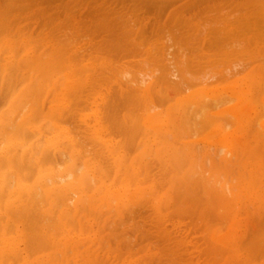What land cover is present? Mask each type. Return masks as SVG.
Listing matches in <instances>:
<instances>
[{
	"label": "bare ground",
	"instance_id": "1",
	"mask_svg": "<svg viewBox=\"0 0 264 264\" xmlns=\"http://www.w3.org/2000/svg\"><path fill=\"white\" fill-rule=\"evenodd\" d=\"M25 1L26 0H24V2ZM85 1L87 2V0ZM95 1L96 0H93V3ZM22 2L23 0L21 1V3ZM58 3L59 2H57V4ZM80 3H83V2H80ZM248 3L250 6L253 5L250 2ZM14 4L15 3H13V5ZM32 4H35V3H32ZM57 4H55L54 6H56ZM242 4L243 3H241V5ZM11 5L10 6L3 5L4 6L3 9H0L2 14H4L5 16L1 14L0 15L3 16L6 21V23H4V19L0 16L3 20L2 22L0 21L1 22L0 23V264H149L150 257L153 260L154 256L156 258V259L154 258L155 262L154 261H151V262H154L155 264H161L164 262V264H166L169 257L166 255V252L164 249L169 250L170 246L173 247L174 245H175L173 247L174 250H172V252L175 250L176 251L173 252L174 254L172 253L171 256H175V253L177 252L176 255L179 254L178 256H181L182 258V254H183V258H184L186 254L183 252L182 247H186V248L188 247L189 249L190 247H192L190 243L188 245H191V246L185 245L186 241L188 242V240H185V239H187L186 237H188L191 233L194 234L193 231L191 232V230L193 229L191 228L189 231L190 233L187 232L188 234L187 233L186 234L188 236H186V234H184L182 230V229H185L184 228L185 224L183 225L180 222L183 225V227L180 226L182 227L181 229H175L177 225L179 226V224H176L173 226L172 224L169 225V223L171 222V218L174 217L173 220H175L176 217L174 215L176 214H177L176 216H178L177 218H179L183 222L186 217L185 212L189 208H190V211L194 210L192 211V213L195 216L194 212L198 211L197 209L201 207L202 205L199 206L200 204L199 202H198L199 204L197 203L198 205L196 204L194 195H193L194 196L193 201H191L190 200L191 198L189 199L188 197L190 196L189 193H188L189 195L184 194V195H188L187 197H185L183 194L179 192L181 195L180 197V195H175L176 192L174 193V189H173L174 194H172L170 197L175 195L176 197L175 199L177 201H174V204L172 203L173 205L172 209L173 208L174 209L171 210V202L173 200L169 199L168 194L170 195V193H167L165 191V189L169 187L170 185L169 176L175 175L177 173H178L177 175L179 176L180 175L179 172H182L184 169L189 168L188 163L191 160H193L195 156L197 157V163H199L198 155L200 156V158H202L204 155L207 154V152L212 151L213 154L211 152L209 157L207 156L206 161H204V165L208 163V165H206V167L208 168L209 162L211 161L213 162V160H216L218 161V166L215 164L214 166H217L220 169V171L223 170L225 173L222 172L223 175L218 176V173H220L219 170L218 172H215V171L213 172V170H217L216 169L217 167H215L214 169V167L212 166L213 167L212 169L210 166L212 170L209 171L208 169L205 174L203 173L204 174L203 175L202 173H199V170L197 169L199 166L197 167L196 165L195 167L198 171H196L195 167H194L195 169L194 171L198 173H195V172L193 173L198 174V176L199 174L203 176L206 175L204 177L205 179V178H209L207 174V172H209V174L212 177L210 178L211 180L210 179L209 180L213 182V184H214L213 180L215 179L217 180L216 184L214 185L220 184L218 182V179H220V177H222V180L220 179L221 184H222L225 181V180L223 181V177L227 178V175H230L228 173L230 170H232L233 168L235 169L239 168V170L241 169V165L243 162H240V161L242 160L238 161L239 163H241L239 167L237 166L239 163L237 164V162H235V160L237 161V158L235 159L236 154L240 156L239 154L241 151L238 152L239 151L238 149H240L239 147H242L241 149L243 150L245 146L249 145L248 143H252L253 145L254 144L253 142L255 143L257 142L258 146L256 147L253 146L252 148H250L251 151L253 152L252 149H254V147H255V151H256V148L262 150L261 147H263V150H264V119H262L264 118L263 117L264 113L261 116L259 114L261 111L263 112V109L261 110V108H264V95L260 93L258 94V92L261 91L262 89V86L261 87L258 86V83H259L258 81L263 79L262 75L264 73L258 76L256 75L253 76L254 74L251 75V73H254L256 71H252L243 77V78H246L244 79V83H245L244 85L246 87L249 86V88L251 89L248 94L246 93L247 90L245 93L243 92V88L240 82L241 79L240 80L235 79L229 82V79L233 78L234 75L238 76V74L242 73V71L240 72L238 71V73L236 74L237 70L234 67L236 66L237 62L240 61L241 59L238 60L237 62H234V64L236 63L234 66H233V63L232 65L231 63L230 65L228 64V66L234 67V68L232 67L233 72L231 69H228L229 67L225 64V66H227V70H229V74L233 73L232 74L233 76L229 75L228 71H226L224 72L223 75L218 73L220 78H217V80H215L214 74L216 71H213L214 74L212 75V77L209 76L210 74L207 73L208 79H206L204 75L201 76L203 79L201 77L197 78V79H200L198 80L199 82L197 81L196 78H194L196 79L197 83L195 80H192L193 79L192 77H191L192 79H189L190 78L189 76H187L186 78L184 77L188 81L191 80L190 83H188L187 80L185 81L179 78L181 74L177 77L176 75L177 72L174 73L173 72L174 68L170 69V66H168L169 64L166 63L165 69L162 68L164 64H161L162 66L159 64V63H162V61L165 62L164 59L165 60L170 59L168 55H171V54L170 53L168 54L167 50L169 48L166 47L167 50L165 51L163 50L162 53L164 54V52H166L168 54V55L166 54V57L168 56V58L165 57L164 59H161L162 61H160L159 56H155L156 58L153 59L152 57H154L155 54H152L153 56L151 55V57H150V54H146L153 60V62L151 60L149 61V63H151L152 65L153 63H155V65H153L155 67L157 65L156 68H158L157 70L158 73L163 72V70L166 71V66L169 67L167 68V69H170V71L167 70V72L169 71L168 74L164 75L165 74V71H164L163 75L161 74L159 76V74H156L157 73L156 71L148 73L150 69L148 70V72H145L146 69L143 70L145 68L143 65L144 63L142 64L143 69H141L142 65L140 67L138 66V63L136 64V62H133L137 59L139 55L141 56L140 58H143L142 55L139 54V53H142L140 52V50H142L140 46L142 45L136 46V45H139L140 43L139 44L135 43V39L133 38L134 35L130 36V34H134V32L132 31V28H131L132 33L130 34L128 33L130 32V27L127 24L126 25L129 27V31L128 29L125 31L127 34H129L127 38L122 37L126 33L119 37L114 36V35L111 36L110 35L111 33L109 34L108 33L109 31H107L109 28H113L110 25L108 26L109 22L103 23V21L101 22L92 21V23H89L87 25L88 28L87 27L83 28L79 24V21L76 19L73 20L72 22H69L70 19H68L67 20L69 22L67 23L68 25L62 24V27L60 25L61 30L64 29L65 31L67 30L69 31V33L67 34L63 33L64 32L63 30L60 31L59 29L60 27L58 26V24H57L58 29H55V30H49V28H51L49 25H46V26H49V28L45 29V26L43 25V28L40 26L39 29L34 31V30H31L32 28L31 27L32 25H31L28 28L29 31H27L28 29L26 30L25 27H28L27 25L32 24L31 20L35 17H33L30 20V23H29V18H28V20L24 21V22L28 21V24H26V26L25 25L21 26L24 23L23 19L25 18H23L21 15L20 17H22L23 19L22 18L20 19V17H18L19 8L16 7L15 5L14 7H12L13 5L12 6ZM103 5L105 7L108 6L106 3ZM247 5L248 4L244 6V9H242L243 5L242 7H239V8H241V11H243L244 13L248 12L247 13L248 15L245 13L246 16H244L241 13L243 15L241 16L244 18L237 22L234 21L237 24L233 26L235 28L238 27L239 32L243 31L242 34H244V32H245V35L247 34L249 35V33L250 34L252 33V36H254V39L259 38L260 41H263L264 40V6L263 5L261 6L253 5L254 6L253 8H255L253 9L254 10L253 11V10H250L249 9L250 6L247 7ZM139 6H138V9H139ZM109 7H112V5L110 6L109 4ZM40 9H44V7ZM65 9L63 11H66ZM35 10L37 12V9ZM93 10L95 11L96 9L93 8ZM16 12H18L17 15H16ZM46 12L48 13V10ZM40 13L38 12V14ZM215 13H218V12H215ZM219 13H221V11ZM47 15H49V13ZM47 15H45V18L47 17ZM112 16L115 17V15L113 14ZM119 16H120V12L118 14V17ZM126 16L128 17V15ZM52 17L54 18V16ZM240 17L239 18L234 17V19L238 18L239 20ZM59 18L60 17H58V19ZM125 18L123 19L125 20ZM58 19L54 18L53 21L57 20V22L56 21L55 22L58 23ZM61 19L59 21H61ZM63 19H65V17ZM216 19L217 17L214 18V20ZM218 19H217V22H218ZM222 19L226 20L225 17ZM47 20L48 19H46L45 21ZM49 20H51L50 17H49ZM221 20H219V22ZM111 21L113 20L111 19ZM129 21H131V19ZM211 21L213 22V20ZM44 22L42 24H45ZM47 22L48 23L50 22V25H52L51 21H47ZM227 22H230V21L227 20ZM54 23H53V26H54ZM223 23H224V20H223ZM213 24H210V26H214L216 24V21H215V24L214 25ZM218 24L219 23H217L216 25ZM126 25H124L125 28H126ZM216 25L215 27H217ZM223 25L221 24V26ZM10 26H12V28ZM133 26L135 27V25ZM155 26L158 27V25L156 24ZM215 27L214 28L212 27L213 30L215 29ZM228 27L229 26H227L226 28ZM222 28L220 29V31L221 32L222 30L225 31L226 28L224 29ZM230 28H232V26L229 27L228 29L230 30ZM234 30H237V29H234ZM6 31H9L7 33L8 35L3 33V32L6 33ZM83 31H91L92 35L95 38H98L96 37V35L101 36L103 33H105L106 37L108 36L109 39L108 40L102 39V41L99 43L97 41V45L99 46L101 44L109 48H114V50L117 51L116 54L118 53L117 55H119L118 57H120L119 60L120 61L122 60V63L119 62L118 65L117 63H115V65L114 64L112 65L110 63L106 64L107 62H110L107 60L106 63H104L105 62L104 61V62H101L100 64L99 59L95 60L91 58V56L93 55L91 54V52H90L91 56L90 54H88L87 56V54L85 53L87 52L86 50L91 44L88 45V47L85 48L86 49L85 50L84 47L79 45L80 41H78L79 43H75V39L77 37L81 38V36L84 35ZM110 31L112 32V30ZM203 31L204 30H202V33ZM119 32L123 33L121 30ZM212 32H215V31H212ZM2 33L5 36H3ZM198 33L196 35H200ZM209 33L211 32H208L207 34ZM223 34L224 33H222L221 35ZM84 36L82 39H84ZM192 36H190V38ZM230 36H231V33L228 37L226 36L227 39L230 38ZM193 39L195 41L194 37ZM259 39H257V41ZM87 40H88V35H87ZM215 41L216 40H214V43ZM228 41L226 43H228ZM243 41L245 42L244 39ZM60 43H64V44L60 45ZM198 44L199 43H197L196 46H198ZM258 44L264 45V43L262 42H258ZM86 45L87 43H85V46ZM253 45L255 46V42ZM146 46L147 45H145V47ZM181 47L183 49L185 48L183 46ZM247 47H250V46L247 45ZM193 50L195 49H192V51ZM246 50L247 49H245V51ZM205 51L204 52L201 51V52L207 53ZM241 53H238V54L241 55ZM245 54L249 55V53H245ZM156 55L158 54L156 53ZM193 55L195 56V54ZM162 56L164 57V55ZM183 56L184 55L182 54V56L180 57L184 59ZM255 56L259 57L257 54ZM255 56L253 53L254 60H253V57L251 56L252 58V60L250 59L251 65L252 64L255 65V63L260 62V59L257 62L258 58L255 59ZM129 57L136 58L134 60L131 59L134 66L136 65L135 68L133 64L129 65L131 63L130 60H129L130 63L126 62L129 59ZM248 57H250V55ZM104 58L105 57L102 54V59ZM108 58L112 59L111 57H108ZM155 59L156 61H154ZM182 59L179 58V60H182ZM139 60H136V61H139ZM141 60H144V59H141ZM148 60L150 59L147 58V61ZM157 60L159 62H157ZM173 61L171 63L172 65H173ZM253 61L254 63H252ZM98 63L100 65H98ZM123 63H125V65ZM121 64H123L125 67H126V64H128L129 67L132 66L136 70L135 72L133 71L130 74L128 70L129 68H126L125 70V67ZM179 64L178 62L176 63V65L178 66ZM147 65L145 64L146 67ZM159 65H160V68H159ZM189 65L191 64L186 63V66L183 65V67L184 66L190 67ZM254 65H252V67L254 68L253 70H255V66H257L256 69H260L259 64H258L259 66L257 64L255 66ZM121 66H123L124 68L122 67L123 69L122 68L119 69V67ZM243 66L244 65L239 66L237 68L240 69V67H243ZM138 67H140V69ZM155 67H153V69ZM223 68L225 67L223 66ZM261 68H264V67L261 66ZM185 69L187 73L185 74L186 71L184 69L183 71L186 76L188 72L190 73L191 70L190 68H185ZM220 70L223 71L222 68ZM234 70H236L235 73H234ZM183 71H178V72L182 73ZM210 71L212 72V70ZM222 71L221 73H223ZM129 74L130 76H132V74H135V75L134 77L132 76L133 78L131 79ZM216 74H215V77H219L218 75L216 76ZM193 77H197V75ZM213 80H215V82ZM111 82L113 85H111ZM262 83L263 82H260L259 84L261 85ZM109 84H110V88H109ZM160 85L162 86L164 85L162 87L163 90H165L164 89L165 86L168 87V89H166L168 91H172L170 87H174V86H176L175 89L177 91V88L180 85L182 87L180 86V88H178L179 92L181 90L184 93H186L189 91V89H192V90L190 94L185 95V97H183L182 99H179V101H176L175 105H170L169 107L164 108L161 106H166V104L170 102V100L168 102H164L163 99L167 97L165 96L166 93L163 94L165 98L162 97L163 95L161 94L163 92L161 91L163 90L160 89L161 88ZM256 85H257V88L255 87ZM156 87L158 91L159 90L161 91L160 92L156 91L155 90ZM153 89H154V92L155 91L157 92V95H160V97L157 96V99H158L157 101L159 102L158 105L160 107H158V105H155L153 101L150 100V95L152 96ZM255 90H259V91L256 92ZM172 92H175V91H172ZM183 92L182 94H184ZM104 94L105 95L107 94L109 97L107 99V96H106V99H107L106 101H103L105 97ZM102 98L103 100L101 101ZM160 98L162 99L163 105H161L160 103ZM107 101L108 103H106ZM165 101H167V99ZM103 107L106 110L105 112H104ZM258 109H260V111ZM252 115L254 116V118L252 117ZM246 117L248 119V122L246 123L248 125L247 129H249L250 124H251V126L253 127L251 128L252 133H249L251 129L248 130L249 132L248 131L245 132L246 129L244 125H245ZM250 118L251 119L253 118L252 120L254 119L258 120L259 123L258 121L254 120L255 123H253L254 125H252V123L250 122L252 120ZM191 120L192 121L194 120V122H197L199 120V122H197L196 127L200 125V129L202 128L201 124L202 126H206L204 130L203 128L201 129V131L203 132H205V130L207 129L206 133L203 136L204 138L203 140H204V143L206 141V145L189 144L187 141L182 142L181 139H179V137L175 135L178 122L181 123V126L179 124L178 127L180 128H177V129L179 130L184 129L186 127L185 125L187 124L188 126L186 128H188L189 126L190 128L189 129L185 128L184 131L194 130V132H196L197 134V131L199 130V128L196 129L194 126L196 124L192 122ZM198 123L200 124L198 125ZM256 124H259L260 130L257 128H254ZM183 125L184 127L181 128ZM192 126L194 127L191 128ZM256 129L258 132H256ZM201 131L199 130L198 132H201ZM190 134H193V136H196L194 135L195 133H193V131L190 132ZM181 137L183 138V136ZM198 139L201 140L200 138ZM242 141H244L243 142L244 145ZM248 147L246 148L249 149ZM251 151L249 150V153H251ZM260 152L262 153V151ZM260 152L258 150L255 152L256 155L253 153H251L252 155L248 154V157L246 158H249V160L251 159L252 156H254L253 159H251L252 161L254 160L253 162L254 166L252 165L253 163H250L249 166L247 167H251L250 165H252L251 168L256 173L259 172L261 173V175H263L264 173V170H263L264 169V158H263L264 155L263 154L264 153H262L261 155L259 154ZM176 153L178 154L177 158L179 159V162L177 161L178 162V165L176 167L177 170L175 169L176 165L174 166L172 164L173 156ZM258 155H261V156H258ZM261 157L263 158L262 159L263 162L261 161ZM246 158H245V161L246 162L249 161ZM260 161L262 162V164L260 163ZM210 164L212 165V163ZM243 166L244 168L242 167L243 170L242 169L241 170L243 171L244 175H247L245 174L246 172L248 173V171L245 170L247 167L245 166V164H243ZM251 168L250 169L247 168L249 169V173L247 176H244L245 177L243 180L244 184L247 178H249L250 176L249 174L251 173H252L251 177L255 178V181L257 180L256 177H259L257 176L258 174L254 173L253 175V172H251L253 170ZM226 170H229V171L227 172V175H225L226 176L225 177L224 174H226ZM234 170H232L233 174L235 173L233 172ZM186 174H188L187 171H186ZM178 176L176 177L178 178ZM231 177L233 178V176ZM177 178H176V181L174 180L175 184L180 179V178L179 179ZM172 179H175V178H172ZM191 179L187 181L190 182ZM233 179H229V180L233 181L232 185L235 187L236 183L234 180H238V178L234 180ZM207 180L208 179H206L205 182H208ZM210 181L208 183H211ZM252 181L253 180H251V182H247L246 185H243V182L240 181L242 186L238 184V187H236V189H233L234 187H232V185L230 184V187L232 188H230L229 191L232 189L233 192L234 191L238 192L237 195L235 194L234 196L235 198L233 197L234 199L231 197L233 201L231 205L229 203L231 201V198L228 199L226 197H228L227 194L234 195V193H232L231 191H230L231 193H227L226 191L227 187H226V190H225V187H223L224 188L223 191L225 190L224 192H226L225 193L226 197H225V194L219 191L220 189H218L217 186H215L216 191H213L211 188V185L209 184L210 187L209 186L208 187L211 188V190H209L211 193L207 190L208 188L206 187L207 188L206 192L209 193V196L207 194L206 196L208 198L213 197L212 201H214V198H215V201L217 200L216 203L215 201L213 203L215 205L219 201L222 202L223 200L224 203L222 202V204L226 206L225 203H227V207L230 210L233 208V204H235V202L237 201H239L238 204L241 203L240 205L242 206L246 205L247 202L244 199L246 195H247L246 199L251 202L250 204H252L253 197H255L257 192H259V191L255 192L254 184L258 183L259 185V183H261V182L256 181L257 183L253 182L252 184ZM181 182L184 183L185 181H182L181 179ZM263 182H264V179H263ZM191 183H188L190 186V189L192 188ZM195 183H193L192 190H195V188H197L198 190V187L194 188ZM228 185H229V182H228ZM185 186L189 187L186 184ZM187 187H184L186 188L185 189L186 191L184 192L182 191V193L189 192L188 190L189 188ZM201 187L203 188V185ZM201 187H199V189ZM251 187H253L254 189L252 190ZM184 188H182V190ZM257 190H258V187H257ZM204 191H201L200 193H203ZM217 191H219V193ZM220 193H222L221 196H220ZM204 194L205 193H203L202 196H205ZM182 195H183V198H182ZM254 199L256 200V198ZM183 201H185L186 204L188 205L185 206V202ZM190 201L193 203H191ZM196 201H198L197 198H196ZM180 202L182 204H180ZM189 202L190 204H192V206L189 204ZM242 203H244V205ZM213 204L212 206H214ZM218 204H221V203H218ZM196 205L199 207L197 208ZM217 205L215 207H217ZM229 205L232 207L230 208ZM212 206H209V207H212ZM220 206L221 205H219V207ZM184 207H189V208H185L186 209L185 210L183 209ZM222 207L224 206H221V208ZM235 207L236 206L234 205V208ZM246 208L248 207L246 206ZM206 209H207V206H206ZM206 209L203 208V210H206ZM224 209L225 208H223L224 213H221V214L226 215L228 212L225 213L226 211ZM212 210L215 211L216 208L215 209L212 208ZM234 211H236V208ZM234 211L231 210L232 214L235 213L233 215L234 217L231 216V219L235 218L234 220H236L238 219L236 218V216L238 217L242 216L239 214V212L236 214V212ZM254 211H255L254 215H256L255 213L257 211L256 210ZM204 212H207V210L203 211V213ZM210 212L212 213L210 214L209 212L208 214L206 213L208 217L209 215L211 216L213 214V211L210 210ZM143 213L146 217L143 215ZM188 213L190 214L191 212L188 211ZM192 213L189 215V217L192 215ZM203 213H202V216H204ZM193 215L192 217H194ZM225 215L223 216L218 215V216H220V219L222 218L228 221L229 219L227 220V218L224 217ZM202 216L200 217L201 221H202L201 219ZM213 216L215 217V215H212L211 218H213ZM180 217L181 218L184 217L183 220ZM204 217L206 218V216ZM142 218L143 219L146 218L145 224L148 225L147 227L144 226L145 224L140 225L141 222L144 223V221H142L143 220ZM195 218H197V216L194 217V220ZM211 218L210 219L207 218L206 220L207 224L202 223V225L206 224L207 226L205 225L204 226L206 228L209 227L210 230H211L210 226L213 227L214 224L222 225L223 223L222 219L221 220L218 219L219 221L222 222V223H219V221L215 220V218H213L212 220L218 223H212L213 224L212 225ZM189 219H188V222H189ZM261 219L263 220L264 218L262 217ZM198 220H195V221L198 222ZM203 220L205 221L204 218ZM225 220L224 222H226ZM238 220L239 222H241V219H238ZM149 223L151 224L150 227H149L150 225ZM208 223L210 224V226ZM227 223L228 222H226V224ZM233 223H235V221ZM194 224L195 223H193V226H196ZM198 224H200V221ZM168 225L171 227V230L174 229L172 230L173 232H171L170 228L168 229ZM202 225H200L201 230H202ZM237 225H239V223ZM191 227H192V224H191ZM216 228L217 227H215V229ZM148 229H150L151 231L153 229V234H155L154 237L157 238L156 240L160 239L158 240V242L162 241L166 245L168 244L167 242H170V244L167 245V247L164 245L165 248H161L162 252H159L160 250L158 249L159 250L158 254L161 253L163 256V259L166 256L168 257V258H165L166 262L165 261L162 262L163 259H161L162 258L161 255H159L160 256L159 259L156 257L158 255H155V253H153L152 255H149V253L153 252L152 250L150 249L144 250V247L146 248L147 245L149 246V243L145 244L144 242H142L143 240L141 236L144 237V235H146L148 237L149 233L151 236H153L151 234L152 232ZM199 229L196 226V230L200 231ZM176 230H179V231H176ZM181 230H182V234L184 235V236L182 235L183 237H181ZM215 231H213V233L210 232L212 233V235H209V238L206 239V243H207L206 246L209 247L210 253L212 252L217 255H224L225 253L231 252V250H233L232 253L235 254V255L233 254L234 257L236 255H239L238 254L239 252L237 253L236 251L237 249H235L234 247L237 244L233 243L234 239L237 242V238L236 237L233 238V236H231L233 238V241H230V242H232L234 245L232 243L228 244L231 237L227 238L224 236L226 240L229 239L227 242L218 230L216 231V233ZM177 232L180 234H177ZM218 232L220 233L223 239L222 238L220 239L219 236L217 237L216 234H219ZM230 232L236 234V231L235 232L230 231ZM171 233H173L174 237L172 236ZM195 233H198V232H195ZM231 233L230 235H232ZM200 234L201 233H199V235ZM135 235H137V237H135ZM201 235L203 236V234ZM138 236H140V240ZM196 236L198 235L196 234ZM145 237H144V240H145ZM197 239L199 241L202 238L200 236V238H197ZM224 240L226 241V243L224 242ZM184 241L185 243L183 245ZM195 241H196V237H195ZM141 242L145 244V245L143 244L144 246L142 249L143 252H145V254H139L140 256H135L136 253L138 254L142 252V250L139 249V247H141L140 246ZM197 242H195V244ZM202 243H199V244H202ZM231 245H233L234 248ZM202 246H204V243ZM175 247H177L178 249ZM239 248L240 247H238V251H239ZM136 249L138 250L137 252H136ZM179 249L183 253H180ZM196 250H199V249H196ZM196 250H193V251L196 252ZM186 251H189L190 253V250H186ZM167 254H169V252ZM215 254H213V256ZM145 255L150 256V257L146 256V258L144 257L143 259V256ZM177 257H173V258L170 257L169 260L172 259V261H174L175 258ZM240 257L241 255H239L238 258ZM183 258L181 259L182 261L186 260L188 262L189 257L187 255L185 259ZM191 258H192V255H191ZM212 258L213 257H211V259ZM144 260L147 262H145ZM192 260L194 261V259ZM192 260L191 262H189L190 264H192ZM226 260L224 261L225 263L227 262ZM157 261L159 263H157ZM170 261H169V264H171ZM175 262L177 261L175 260ZM210 262L212 261L210 260ZM197 263L199 264V262Z\"/></svg>",
	"mask_w": 264,
	"mask_h": 264
},
{
	"label": "rangeland",
	"instance_id": "2",
	"mask_svg": "<svg viewBox=\"0 0 264 264\" xmlns=\"http://www.w3.org/2000/svg\"><path fill=\"white\" fill-rule=\"evenodd\" d=\"M8 1V2H7ZM11 1V2H10ZM13 1H15V2H13ZM21 1L22 0H0V9H3V7L5 6V5H13V3H15L14 5L16 6V7H18L19 8V10H18V12H19V14H18V12H16V15L18 14V17H20L21 15H22V17L23 18H25V19H23L22 17H20V19L22 18L23 19V22L24 21H26V20H28V18H29V23H30V20L33 18V17H35V18H33L32 20H31V23L32 24H30V25H27L28 27H25L26 28V30L29 28V26H31L32 28H31V30H34V31H36L37 29H39V27L41 26L42 28H43V25L45 26V29H48L49 28V26L51 27V28H49V30H55V29H58V27H57V24H58V26L60 27V25H61V27H62V24H64V25H68L67 23H69V22H72L73 20H78L79 21V24L83 27V28H88V24L89 23H92V21L93 22H95V21H98V22H101V21H103V23L104 22H109L108 23V26L110 25V26H112L113 28H109L107 31H109L108 33L112 36V35H114V36H117V37H119V36H122L123 34H125L126 32V30L128 29V31H129V27H130V32H128L129 34L130 33H132L131 32V28H132V31L134 32V34H130V36L132 35H134L133 36V38L135 39V43H137V44H139V45H136V46H140V45H142V46H140L141 48H142V50H144V51H142V50H140V52H142V53H139V54H141L142 55V57L143 58H140L141 56L139 55L138 57H137V59L135 58V57H133V58H131V57H129V59L128 58H126V59H128L126 62H128V63H130V61H131V59L132 60H134V59H136V60H139V61H133V62H136V64L138 63V66H140L141 67V65L143 64L144 65V69H143V65H142V68L141 69H143V70H145V72H148V70H149V72L148 73H150V72H157L156 74H159V76L162 74L163 75V72L165 71V70H163V72H161V73H158V68H156L157 67V65H156V67L155 66H153V65H155V63H153V65L151 64V63H149V61H151L152 59L150 58L151 57V55L152 54H155L154 55V57H152L153 59L154 58H156L155 56H159V59H160V61H162L161 59H164L165 57H166V52H164V54L162 53V51L164 50H167V48H169L168 50H167V52H168V54L170 53L171 55H168L169 57H170V59H168V60H165L164 59V61L165 62H163L162 61V63H159L160 65L161 64H164V66H162V68L163 69H165V65H166V63L167 64H169L168 66H170V69H172V68H174L173 69V72L175 73V72H177L176 73V75H177V77L180 75V77L179 78H181V79H183V80H187V79H185L187 76H189L190 78L189 79H192V80H195L196 81V79L197 78H199V77H201L202 75H204L205 77H206V79H208V74H210L209 76H211L212 77V75L214 74L213 73V71H216L215 72V74H216V76L218 75V73H220V74H224V72H226V71H228V74H229V70H227V66H228V64L230 65V63H231V65H232V63H233V66L236 64H234V62H237L238 60H240V61H238L237 62V64H239V65H237L236 64V66H234L235 68H236V70H237V72H236V70H234V73L236 72V74L238 73V71L240 72V71H242V73H240V74H238V76L236 75H234V77L233 78H231V79H229V82H231V81H233V80H235V79H241L240 80V82H241V85H242V88H243V92L245 93L246 92V90H247V94L249 93V91L251 90L250 88H249V86L248 87H246L244 84V79H246V78H243L244 76H246V74H249V72H252V71H256V72H254V73H251V75H253V76H258V75H261L262 73H264V68H261V66L262 67H264V59H263V57H264V55H262V54H264V45L263 44H258V42H262V43H264V40L263 41H260V39L259 38H257V39H259L258 41H257V39H254V36H252V33L250 34L249 33V35L247 34V35H245V32H244V34H242V30H240V31H242V32H239V28L237 27V28H235L234 26L237 24V23H235V22H237V21H240V20H242L244 17H242L243 15L244 16H246V14L248 13H244L243 11H241V8H239V7H242V5H243V7H242V9H244V6H246V4H248L247 5V7L248 6H250L249 5V3L248 2H250L251 4H253L254 5V3L255 2H257V3H255V5H263L264 6V0H158V1H156V0H96L94 3H93V0H87V2L85 1V0H66V2H65V0H26L25 2H24V0H23V2L21 3ZM43 1V2H42ZM106 1V2H105ZM109 1V2H108ZM141 1V2H140ZM243 1V2H242ZM36 2H37V4H36ZM48 2V3H47ZM57 2H59L58 4H57ZM61 2V3H60ZM64 3V5H63V3ZM80 2H83V3H80ZM97 2V3H96ZM100 2V3H99ZM102 2H104V3H102ZM113 2H115V3H113ZM229 2V3H228ZM2 3V4H1ZM20 4V6H19V4ZM25 3H27V4H25ZM32 3H35V4H32ZM85 3V4H84ZM107 4L108 6H104L103 4ZM112 3V4H111ZM143 3H144V5H143ZM231 3V4H230ZM237 3V4H236ZM241 3H243L242 5H241ZM25 4V5H24ZM48 4V5H47ZM53 4V5H52ZM55 4H57L56 6H54ZM73 4V5H72ZM80 4V5H79ZM94 4V5H93ZM98 4H99V6H98ZM109 4H110V6L112 5V7H109ZM121 4V5H120ZM162 4V5H161ZM4 5V6H3ZM11 5V6H12ZM14 5L12 6V7H14ZM22 5H24V6H22ZM30 5V6H29ZM44 5V6H43ZM60 5V6H59ZM68 5H70V6H68ZM79 5V6H78ZM140 5V6H139ZM158 5V6H157ZM235 5V6H234ZM238 5V6H237ZM240 5V6H239ZM253 5H251L250 7H249V9L250 10H253V9H255V8H253L254 6ZM8 6V7H9ZM28 6V7H27ZM48 6V7H47ZM55 8H54V7ZM66 6V7H65ZM68 6V7H67ZM83 6V7H82ZM95 6H96V8H95ZM138 6H139V9H138ZM23 7V8H22ZM38 7H40V8H43L44 7V9H40V8H38ZM60 7V8H59ZM74 7V8H73ZM81 7V8H80ZM109 7V8H108ZM227 7H228V9H227ZM247 7H245V8H247ZM251 7H252V9H251ZM30 8V9H29ZM63 8V9H62ZM66 8V9H65ZM68 8V9H67ZM70 8V9H69ZM73 8V9H72ZM93 8L94 9H96L95 11L93 10ZM112 8V9H111ZM115 8V9H114ZM117 8V9H116ZM165 8V9H164ZM239 8V9H238ZM28 9H29V11H28ZM35 9H37V12H36V10ZM46 9V10H45ZM56 9V10H55ZM66 10V11H63V10ZM77 9V10H76ZM79 9V10H78ZM98 9H99V11H98ZM114 9V10H113ZM227 9V10H226ZM248 9V10H249ZM45 10V11H44ZM48 10V13H49V15H47L48 13L46 12ZM53 10V11H52ZM72 10V11H71ZM106 11V12H104V11ZM119 10V11H118ZM126 12H125V11ZM236 10H238V11H236ZM239 10H240V12H239ZM246 10V9H245ZM244 10V11H245ZM24 13H23V12ZM27 11V12H26ZM31 11H32V13H31ZM41 11H43V12H41ZM52 11V12H51ZM103 11V12H102ZM123 11H124V13H123ZM162 11V12H161ZM167 11H169V12H167ZM221 11V13H219ZM247 11V10H246ZM254 11V10H253ZM1 12V11H0ZM21 12V13H20ZM26 12V13H25ZM38 12L40 13V14H42V15H40V14H38ZM62 12V13H61ZM99 14H98V13ZM102 12V13H101ZM111 12V13H110ZM115 12V13H114ZM119 12H120V16L118 17V14H119ZM129 12V13H128ZM167 12V13H166ZM215 12H218V13H215ZM4 13V12H3ZM44 13H46V14H44ZM68 13V14H67ZM96 13V14H95ZM105 13V14H104ZM107 13V14H106ZM109 13V14H108ZM118 13V14H117ZM122 13V14H121ZM236 13V14H235ZM243 15H242V14ZM1 15H3V16H5L4 14H2V12L0 13ZM26 14H27V16H26ZM65 14V15H64ZM77 14V15H76ZM94 14V15H93ZM111 14V15H110ZM112 14L113 15H115V17L114 16H112ZM217 14V15H216ZM0 15V16H1ZM26 17H25V16ZM45 15H47V17L45 18ZM66 15H68V16H66ZM98 15H100L101 17H103V18H101L100 16H98ZM121 15H123V16H121ZM126 15H128V17L126 16ZM156 15V16H155ZM166 15V16H165ZM219 15V16H218ZM237 15H239V16H237ZM242 15V16H241ZM248 15V14H247ZM3 16H1L3 19H4V23H6V21H5V18L3 17ZM52 16H54V18L55 19H58V17H60L59 19H58V23H56L57 22V20H54L53 21V17ZM65 17V19H63L64 17ZM105 16V17H104ZM112 16V17H111ZM125 16H126V18H125ZM133 16V17H132ZM226 18V20L225 19H222V18H224V17ZM226 16H228V17H226ZM234 16V17H240V19L238 20V18H235L234 19V17L232 18V17ZM0 17V18H1ZM31 17V18H30ZM49 17H50V19L51 20H49ZM66 17H67V19H66ZM80 17V18H79ZM94 17V18H93ZM111 17V18H110ZM118 17V18H117ZM121 17H123V18H125V20L123 19V18H121ZM142 17V18H141ZM217 17V19H218V22H217V19L216 20H214V18H216ZM2 18L0 19V21L2 22L3 20H2ZM62 18V19H61ZM120 18V19H119ZM127 18H128V20H127ZM163 18V19H162ZM229 18V19H228ZM231 18V19H230ZM44 19V20H43ZM46 19H48L47 21H51V24L52 25H50V22L48 23L47 21H45ZM61 19V21H59ZM68 19H70L69 20V22L67 21ZM85 19V20H84ZM102 19V20H101ZM111 19L113 20V21H111ZM123 19V20H122ZM131 19V21H129ZM139 19V20H138ZM142 19V20H141ZM157 19V20H156ZM222 19V20H221ZM234 19V20H233ZM105 20V21H104ZM107 20V21H106ZM119 20V21H118ZM211 20H213V22L211 21ZM219 20H221L220 22H219ZM223 20H224V23H223ZM227 20L228 21H230V22H227ZM45 21V22H44ZM56 21V22H55ZM90 21V22H89ZM115 21V22H114ZM130 23H129V22ZM138 21V22H137ZM215 21H216V24L217 23H219L218 25H216L215 24ZM225 21H226V23H225ZM235 21V22H234ZM0 22V23H1ZM22 22V23H23ZM45 23V24H42V23ZM47 22V23H46ZM56 23V25H55V23ZM84 22H86V23H84ZM114 22V23H113ZM124 22V23H123ZM136 22V23H135ZM157 22V23H156ZM175 22V23H174ZM21 23V24H22ZM25 23V24H24ZM21 26H23V25H25L26 26V24H28V21L27 22H24ZM53 23H54V26H53ZM60 23V24H59ZM131 23H132V25H131ZM138 23H140V24H138ZM174 23V24H173ZM209 23V24H208ZM217 26V27H215V25ZM42 24V25H41ZM129 26H127V25ZM138 24V25H137ZM155 24L156 25H158V27L157 26H155ZM190 24V25H189ZM210 24H213L214 26H210ZM221 24L223 25V24H225V25H223V26H221ZM229 24H231V25H229ZM46 25H49V26H46ZM117 25V26H116ZM124 25H126V28H125V26ZM133 25H135V27L133 26ZM153 25V26H152ZM208 25V26H207ZM234 25V26H233ZM85 26V27H84ZM122 26H124V27H122ZM137 26V27H136ZM168 26V27H167ZM190 26V27H189ZM227 26H229V27H231L232 26V28H230V30L228 29V28H226ZM11 28H12V26H10ZM61 27L59 28L60 29V31H64L63 33H69V31L67 32V31H65L64 29H62L61 30ZM122 27V28H121ZM128 27V28H127ZM166 27V28H165ZM204 27V28H203ZM215 27V29L213 30V28ZM220 27V28H219ZM222 27H224V28H226L225 29V31L224 30H222V32L220 31V29L222 28ZM121 28V29H120ZM155 28V29H154ZM193 28V29H192ZM209 28V29H208ZM224 28H222V29H224ZM237 29V30H234V29ZM23 29H24V27H23ZM125 29V30H124ZM194 29H195V31H194ZM210 30V31H208V30ZM218 29V30H217ZM233 29V30H232ZM110 30H112V32L110 31ZM122 31L123 33H121V32H119V31ZM135 30V31H134ZM197 30V31H196ZM202 30H204L203 31V33H202ZM229 30V31H228ZM232 30V31H231ZM27 31H29V29L27 30ZM73 31V30H72ZM211 32V33H209V34H207L208 32ZM212 31H215V32H212ZM220 32V33H218V32ZM231 31V32H230ZM238 31V32H237ZM9 31H6V33L5 32H3L4 34H6V35H8L7 33H8ZM24 32H26V31H24ZM84 32V39H82L83 38V36H81V38H79V37H77L76 39H75V43H79L78 41H80V43H79V45L80 46H82V47H84V49L85 48H87L88 47V45H92V47H91V45L88 47V49L86 50L87 52H89V53H87L86 51V53L85 54H87V56H88V54H90V52H91V54H93L92 56H91V54H90V56H91V58H93V59H99L100 60V64H101V62H104V63H106V61L108 60V61H110V62H107L106 64H114L115 65V63H117V65H118V63L120 62V63H122V60L120 61L119 60V58L120 57H118L119 55H117L116 54V52L117 51H115L114 50V48H109V47H106V46H103V45H97V41H98V43L99 42H101L102 41V39L103 40H108L109 39V37L107 38L106 37V34L105 33H103L101 36H97L96 35V37H98V38H95L93 35H92V33H91V31H83ZM118 34H117V33ZM148 32V33H147ZM199 32V33H198ZM218 33V35H217V33ZM228 32H230L231 33V36H230V38H228L227 39V37L230 35V33H228ZM3 33H2V35H3ZM120 33V34H119ZM182 35H181V34ZM187 33V34H186ZM193 33V34H192ZM200 34V35H196V34ZM222 33H224L223 35H221ZM234 33H235V35H234ZM258 33V32H257ZM28 34V33H27ZM129 34H125V35H123L122 37H124V38H127V36H129ZM165 34V35H164ZM168 34V35H167ZM211 34V35H210ZM87 35H88V40H87ZM99 35V34H98ZM189 35V36H188ZM193 35V36H192ZM203 35V36H202ZM205 35V36H204ZM233 35V36H232ZM238 35V36H237ZM242 35V36H241ZM245 35V36H244ZM3 36H5V35H3ZM126 36V37H125ZM154 36V37H153ZM170 36V37H169ZM190 36H192L191 38H190ZM196 36V37H195ZM227 36V37H226ZM244 36V37H243ZM247 36V37H246ZM250 36H251V38H250ZM86 37V38H85ZM91 39H90V38ZM145 37V38H144ZM165 37V38H164ZM193 37L195 38V41H194V39H193ZM198 37V38H197ZM199 37H200V39H199ZM235 37V38H234ZM163 38V39H162ZM190 38V39H189ZM233 38H234V40H233ZM238 38V39H237ZM79 39V40H78ZM93 39V40H92ZM139 39H140V41H139ZM144 39V40H143ZM162 39V40H161ZM183 39V40H182ZM202 39V40H201ZM224 40V41H222V40ZM240 39H242V40H240ZM243 39L245 40V42H246V44H245V42L243 41ZM77 40V41H76ZM81 40H83V41H81ZM132 40V39H131ZM178 40V41H177ZM188 40V41H187ZM200 40V41H199ZM214 40H216L215 41V43H214ZM228 41V43H226L227 41ZM152 41V42H151ZM167 41H168V43H167ZM199 41V42H198ZM95 42V43H94ZM147 42V43H146ZM151 44H150V43ZM163 42H165V43H163ZM186 42H187V44H186ZM254 42H255V46L253 45L254 44ZM65 43H66V41H65ZM85 43H87V45L85 46ZM197 43H199L198 44V46H196L197 45ZM57 44H59V43H57ZM62 44H64V43H60V45H62ZM158 44V45H157ZM251 44V45H250ZM84 45V46H83ZM96 45V46H95ZM145 45H147L146 47H145ZM150 45V46H149ZM152 45V46H151ZM164 45V46H163ZM180 45V46H179ZM247 45H249L250 47H247ZM253 45V46H252ZM257 45H258V47H257ZM58 46V45H57ZM181 46H183V47H185L184 49L181 47ZM192 46V47H191ZM102 47V48H101ZM106 47V48H105ZM140 47H138V48H140ZM167 47V48H166ZM179 47V48H178ZM181 47V48H180ZM260 47H261V49H260ZM105 48V49H104ZM137 48V49H138ZM152 48H154V49H152ZM156 48H158V49H156ZM163 48V49H162ZM207 48V49H206ZM244 50H243V49ZM249 48V49H248ZM251 48V49H250ZM257 48V49H256ZM98 49V50H97ZM103 49V50H102ZM146 49V50H145ZM180 49V50H179ZM188 49V50H187ZM192 49H195V50H193L192 51ZM197 49V50H196ZM205 49H206V51H205ZM245 49H247L246 51H245ZM109 50V51H108ZM161 50V51H160ZM184 50V51H183ZM240 50V51H239ZM249 50V51H248ZM255 50V51H254ZM105 51V52H104ZM182 51V52H181ZM201 51H205V52H207V53H202ZM241 51H242V53H241ZM84 52V51H83ZM94 52V53H93ZM190 52V53H189ZM198 52V53H197ZM254 53V56L257 54L259 57H257V56H255V59H257L258 58V60H257V62L259 61V59H260V62H258V63H255V65L257 64H259L260 65V69H256V67L257 66H255L254 64H252V65H254L255 66V70H253L254 68L252 67V65L250 64V59L252 60V58H251V56L253 57V53ZM103 54V56L105 57V58H107V59H102V54ZM156 53L158 54V55H156ZM238 53H241V55L240 54H238ZM245 53H249V55H250V57H248L249 55L248 54H245ZM85 54H84V56H85ZM99 54V55H98ZM146 54H150V57L148 56V55H146ZM160 54V55H159ZM182 54L184 55L183 56V58L184 59H182V57H180V56H182ZM192 56H191V55ZM193 54H195V56L193 55ZM196 54H197V56H196ZM208 54V55H207ZM242 54H244V55H242ZM83 55V54H82ZM97 57H95V56ZM106 55V56H105ZM108 55V56H107ZM162 55H164V57L162 56ZM180 55V56H179ZM190 55V56H189ZM199 55V56H198ZM206 55V56H205ZM239 57H238V56ZM246 55V56H245ZM148 56V57H147ZM153 56V55H152ZM168 56L166 57V58H168ZM177 56H178V58H177ZM194 56V57H193ZM204 56V57H203ZM236 56V57H235ZM260 56H262V57H260ZM108 57H111L112 59H110V58H108ZM160 57H162V58H160ZM191 57V58H190ZM234 57V58H233ZM118 58V59H117ZM146 58V59H145ZM147 58L148 59H150V60H148L147 61ZM177 58V59H176ZM179 58H181L182 60H179ZM204 58V59H203ZM238 58V59H237ZM247 60H246V59ZM92 59V60H93ZM102 59V60H101ZM110 59V60H109ZM141 59H144V60H141ZM158 59V60H159ZM192 59V60H191ZM201 59V60H200ZM261 59H263V60H261ZM94 60V61H95ZM98 60V61H99ZM116 60H118V61H116ZM130 60V61H129ZM157 60V62H159ZM170 60H174L173 61V65L171 64L172 63V61H170ZM178 60V61H177ZM184 60V61H183ZM253 60H254V57H253ZM91 61V60H90ZM89 61V62H90ZM142 61V62H141ZM154 61H156V59L154 60ZM186 61V62H185ZM241 61H242V63H241ZM247 61H248V63L250 64V66H249V64L247 63ZM145 62H147V63H145ZM152 62H153V60H152ZM178 62V64H179V62H180V64H179V66L178 65H176V63ZM183 62V63H182ZM206 62V63H205ZM240 62V63H239ZM98 63V65H100ZM139 63H140V65H139ZM149 63V64H148ZM186 63L187 64H191V65H189L190 67H185L186 66ZM214 63V64H213ZM248 65H247V64ZM252 63H254V61L252 62ZM95 64H96V62H95ZM124 65H125V63H123ZM123 64H121V65H123ZM131 64H133L132 63V61H131V63L129 64V65H131ZM145 64L147 65V67L145 66ZM151 64V65H150ZM158 64V63H157ZM225 64L227 65V66H225ZM97 65V66H98ZM105 65V64H104ZM123 65V66H124ZM128 64H126V67H125V70H126V68H129L128 70H129V73L131 74L133 71L135 72V70L136 69H134L135 67H136V65L134 66V64H133V66H134V68L132 67V66H130L129 67V65L127 66ZM160 65H159V68H160ZM171 65H172V67H171ZM180 65H181V67H180ZM183 65H185L184 67H183ZM242 65H244L243 67H240V69L239 68H237V67H239V66H242ZM258 65V66H259ZM123 66H121V67H119V69L120 68H122ZM152 66V67H151ZM168 66H166V71H165V74L164 75H166V74H168L169 73V71H170V69H167V68H169ZM217 66H218V68H217ZM223 66L225 67V68H223ZM233 66H228L229 68L228 69H231L232 70V72H233V69H232V67ZM249 66V67H248ZM123 67V68H124ZM132 67V68H131ZM140 67H138L139 69H140ZM153 67H155L154 69H153ZM181 68V70H180V68ZM233 67V68H234ZM247 67V68H246ZM122 68V69H123ZM131 68V69H130ZM137 68V69H138ZM152 68V69H151ZM185 68H190V73L188 72V74L185 76V74L187 73V71H186V69ZM223 69V71L222 70H220V69ZM246 68V69H245ZM132 69H134V70H132ZM156 69V70H155ZM176 69V70H175ZM183 69L186 71L185 72V74H184V71H183ZM196 69V70H195ZM214 69V70H213ZM226 69V70H225ZM130 70H131V72H130ZM162 70V69H161ZM167 70H169L168 72H167ZM183 71L182 73H180V72H178V71ZM210 70H212V72L210 71ZM218 70V71H217ZM219 70H220V72H219ZM225 70V71H224ZM243 70H245V71H243ZM221 71L223 72V73H221ZM144 72V71H143ZM248 72V73H247ZM208 73V74H207ZM130 74H129V76H130ZM193 75V76H195V75H197V77H193V76H191V75ZM205 74H207V75H205ZM215 74H214V78H215V80H217V78H220V76L219 77H215ZM233 73H231V74H229V75H231V76H233L232 75ZM134 75L135 74H132V76L134 77ZM183 75V76H182ZM250 75V76H251ZM132 76H130V78L132 79L133 77ZM203 76V77H204ZM158 77V76H157ZM185 77V78H184ZM192 77V78H191ZM204 77V78H205ZM194 78H196V79H194ZM202 78V77H201ZM262 80H260V81H258L259 83L260 82H263L261 85L258 83V86H262V89H261V91H259V90H255L256 92L257 91H259L258 92V94L260 93V94H263L264 95V74L262 75ZM203 79V78H202ZM242 79H243V81H242ZM178 80V79H177ZM198 80H200V79H197V81ZM215 80H213L214 82H215ZM188 81V80H187ZM190 81L191 80H189L188 81V83H190ZM194 81V82H195ZM197 81H196V83H197ZM208 81H210V80H208ZM199 82V81H198ZM212 82V81H211ZM187 83V82H186ZM192 83V82H191ZM239 83V82H238ZM111 85H113L112 84V82H111ZM164 86V85H163ZM162 85H160V89L161 90H163L162 89V87H163ZM181 86V85H180ZM180 86L178 87V88H180ZM113 87V86H112ZM111 87V88H112ZM158 87V86H157ZM157 87H156V91H158V89H157ZM182 87V86H181ZM256 88H257V85L255 86ZM109 88H110V84H109ZM171 89H172V91H175V92H172V91H168V90H166V89H168V87H166L165 86V90H163V91H161V90H159L158 92H163L162 94L161 93H159V94H161V95H163V94H165V96L167 97V98H165V96L163 95L162 97H164L165 99H163L164 100V102H168L169 100H170V102H168L167 104H166V106H161V107H164V108H167V107H169L170 105H175L176 104V101H179V99H182L183 97H185V95H188V94H190V92H191V90L192 89H189V91L188 92H186V93H184L183 91H181L180 90V92H179V90H178V88H177V91H176V86H174V87H170ZM255 88V89H256ZM259 88V87H258ZM170 89V90H171ZM174 89V90H173ZM245 89V90H244ZM154 92V89H153V91H152V96L150 95V100H152L153 101V103L155 104V105H158L159 104V102L157 101L158 99H157V96H159L160 97V95H157V92ZM165 91V92H164ZM112 92V91H111ZM155 94H154V93ZM182 92L184 93V94H182ZM170 93V94H169ZM153 94H154V96H153ZM86 95V94H85ZM105 95V94H104ZM104 95H103V97H104ZM106 96H107V99L109 98L108 97V95L106 94L105 95V97H104V100H103V98L101 99V101L103 100V101H106L107 99H106ZM155 99H154V98ZM168 97H169V99H168ZM167 99V101H165ZM158 102V103H157ZM163 102V103H164ZM106 103H108V101L106 102ZM160 103H161V105H163L162 104V99L160 98ZM158 107H160L159 105H158ZM103 109H104V112L106 111L105 110V108L103 107ZM263 109V112L261 113H259L260 114V116L261 115H263V113H264V108H261V110ZM259 111H260V109H258ZM103 111V110H102ZM254 115V114H253ZM252 115V117L254 118V116ZM263 117H264V115H263ZM252 118V119H253ZM251 119V118H250ZM250 119H249V121H250ZM251 119V120H252ZM262 119H264V118H262ZM195 120V119H194ZM194 120L192 121V122H194ZM255 121H258V120H256V119H254ZM254 120H252V121H250L251 123H252V125H254L253 123H255V121ZM197 121V120H196ZM197 122H199V120L197 121ZM197 122H194L196 125H194L195 126V128L196 129H198L199 128V130L201 131V129L203 128V130H204V128H206V126H202V124H201V129H200V123H198V127H196L197 126ZM248 122V119H247V117H246V119H245V132H247L249 129H251V128H253L252 126H251V124H250V127H249V129H247V127H248V125L246 124ZM193 123V124H194ZM258 123H259V121H258ZM178 125L180 124V126H181V123L180 122H178L177 123ZM190 124V123H189ZM178 125H177V128H180V127H178ZM191 125V124H190ZM186 127L188 126L187 124L185 125ZM194 126H192L191 128H193ZM184 127V125L181 127V128H183ZM185 127V128H186ZM176 128V131H175V135L177 136V137H179V139H181V141L182 142H184V141H187L189 144H200V145H206V141H205V143H204V138H203V136H204V134L206 133V131H207V129L205 130V132H203V131H201V132H198L197 131V134H196V132H194V130H185L184 131V129H177ZM190 128V126L188 127V128H186V129H189ZM194 128V129H195ZM254 128H257V129H259L260 130V127H259V124H256V126H254ZM257 129H256V132H258L257 131ZM254 130V129H253ZM179 131V132H178ZM182 133H181V132ZM189 131V132H188ZM193 131V133H195L194 135H196V136H193V134H190V132H192ZM185 132V133H184ZM249 132V131H248ZM180 133V134H179ZM249 133H252V129L250 130V132ZM255 134V133H254ZM183 136V138L181 137V136ZM185 136H186V138H185ZM190 136H192V137H190ZM198 138H200L201 140H199ZM197 139V140H196ZM258 141H259V139H258ZM244 141H242V143H243ZM254 144L252 145V143H248L247 145L249 146H243L244 148H243V150L245 151H243L241 148L242 147H239L240 149H238L239 151L238 152H240V156H238L237 154H236V156H235V159L237 158V161L235 160V162H237V164L239 163L238 161H240V160H242V161H240V162H243L242 163V165H241V163H239L237 166L239 167L240 165H241V169L243 170V168H244V166H243V164H245V166L247 167V166H249V164L250 163H253L254 162V160L252 161L251 159H253V157L254 156H250L251 157V162H250V160H249V158H246V157H248V154L249 155H252L251 153H253V154H255V152L256 151H258L259 150V152L260 151H262V153H264L263 151V147H261L262 148V150H260V149H258V148H256V151H255V147L256 146H258V144H257V142L255 143V142H253ZM243 145H244V143H243ZM253 146H255L254 147V149H252L253 150V152L251 151V149L250 148H252ZM246 147H248L249 149H247ZM258 149V150H257ZM249 150L251 151V153H249ZM255 151V152H254ZM212 152V151H211ZM210 151L209 152H207V154L206 155H204L202 158H200V156L198 155V157L200 158V159H202V160H200L199 158H198V160H199V163H197V157L195 156V158L193 159V160H191L188 164H189V168L188 169H184L182 172H179L180 173V177L177 175L178 173H177V171H176V173L177 174H175V175H170L169 176V178H170V185H169V187H167L166 189H165V191L167 192V193H170V195L168 194V196H169V199H172L173 201L171 202V200H170V202H171V210H173L172 209V203L174 204V201H177L175 198V195H180V193L181 194H190V196H188V195H184L185 197H189V199L191 200V201H193V198H194V196H195V202H196V204L198 203L199 204V206H201V207H199V206H197L196 205V207L198 208H200V210H199V208L197 209L198 211H195L194 213H195V216H197V218H195V220H198V222L197 221H195L194 220V215H193V213H192V211H194V210H191L190 211V208L189 207H184L183 209H185V208H189V209H187V211L185 212V214H186V217H185V219H184V221L185 220H187V221H181L179 218H177L178 216H176V215H174L176 218H175V220H173V218H171V222L169 223V225L170 224H172L173 226L174 225H176V224H179V226L177 225L176 226V228L175 229H181L182 227H183V225L185 224V229H182L183 230V233L184 234H186L187 232L188 233H190L189 231H190V229L192 228L193 230H191V232L193 231V233L194 234H190L189 236L186 234V236H188V237H186L187 239H185V240H188V242L186 241V243H185V241L183 242V245H184V243H185V245H187V246H191L192 245V247H190V249L187 247H182V246H180V247H182V249H183V252L189 257V260H188V262L185 260V261H182L181 259L183 258V254H182V258H181V256H178L179 254H177L176 255V253H175V256H171L172 255V253L173 252H175V251H173L172 252V250H174L173 249V247L175 246H170V249L169 250H166V249H164L165 250V252H166V255L170 258H173V257H177V258H175V260L178 262H175V260L174 261H172V259H170L169 260V258L166 256L165 258H168V260H167V263L169 264V261H170V263L172 264H190L189 262H191V260L192 259H194V261L192 260V264L194 263V264H198L197 262H199V264H217L218 262L220 263V264H224L225 262V260H226V258H227V264H264V219L262 220L261 218L263 217L264 218V182H263V179H264V173H263V175H261V173H259V172H255L251 167H252V165L254 166V163L252 164V165H250L251 167H247V168H251L253 171H251V172H253V175H254V173L255 174H258L257 176H259V177H256V175H255V177H256V181L257 182H261V183H259V185H258V183L255 181V178H252L251 177V174H249L250 176H249V178H247V180L245 181V184H244V182H243V180H244V176H247L248 175V173H249V169H245V170H247L248 171V173L246 172L245 174H247V175H244L243 174V171L240 169L239 170V168H231L232 170H234L233 172H235L234 174L232 173V170H226V174H224V176L225 175H227V172L231 175V176H233V178L234 179H237L238 178V180H234L230 175H227V178H224L223 177V183L221 184V180H222V177H220V179H218V182L220 183V184H218V185H214V184H216V182H217V180L215 179V180H213L214 181V184H213V182H211L210 180V178H212L211 177V175L209 174V172H207V174H208V176H209V178H205L204 179V177L206 176H203L205 173H206V171L209 169V171H211L212 169H213V167H214V169H215V167H217L218 166V161H216V160H213V162L211 161V162H209V167L207 168L206 167V165H208V163H206L205 165H204V161H206V158H207V156L209 157V155H210V153H211ZM244 153H246V154H244ZM262 153L260 152L259 154H261L262 155ZM212 154H213V152H212ZM256 155V154H255ZM261 155H258V156H261ZM264 155V154H263ZM177 156H178V154L176 153L174 156H173V160H172V164L175 166V169H176V167H177V165H178V162H179V159L177 158ZM243 157V158H242ZM263 157V156H262ZM261 157V161H262V159L264 158H262ZM245 158L247 159V160H249V161H245ZM178 159V160H177ZM196 160V161H195ZM178 161V162H177ZM216 161V162H215ZM244 161H245V163H244ZM260 161V163L262 164V162ZM249 162V163H248ZM210 163H212V165L210 164ZM198 164V165H197ZM214 164L215 165H217V166H214ZM195 165L198 167L197 169L199 170V173H204L203 175H201V174H199V176H198V174H194L193 172H195V173H198V172H196V171H198L197 169H196V167H195ZM210 166H211V168H210ZM213 166V167H212ZM194 167H195V169H196V171H194L195 169H194ZM243 167V168H242ZM173 169V168H172ZM217 170H213V172L215 171V172H218V170L220 171V169L217 167L216 168ZM177 170V169H176ZM245 170H244V172H245ZM264 170V169H263ZM172 171V170H171ZM186 171L188 172V174H186ZM239 171V172H238ZM225 173L223 170H221L220 171V173H218V176H222L223 175V173ZM192 173H193V175H192ZM241 173V174H240ZM186 174V175H185ZM220 174V175H219ZM233 174V175H232ZM239 174V175H238ZM190 175H192V176H190ZM238 175V176H237ZM241 175V176H240ZM176 176H178V178L176 177ZM184 176H186V177H184ZM190 176V177H189ZM201 176V177H200ZM207 176V177H208ZM229 176V177H228ZM226 177V176H225ZM251 177V178H250ZM172 178H175V179H172ZM176 178L177 179H179V181H177L176 182V184H178V185H176L175 183H174V180L176 181ZM192 178V179H191ZM202 178V179H201ZM233 179L234 181H235V183H236V186L234 187L233 185H232V180H229V179ZM259 178H260V180H259ZM181 179H182V181H185L184 183L183 182H181ZM189 179H191L190 180V182H188L189 181ZM198 179V180H197ZM206 179H208L207 181L209 182H211V183H208V182H205L206 181ZM210 179V180H209ZM249 179H251V180H253L252 181V184H253V182H255V183H257V184H254V188H255V192H257V191H259V192H257V194L255 195V197H253V203L252 204H250L251 202L249 201V200H247L246 199V196H245V200H246V202L247 203H249V204H247L244 200V202L246 203V205H244V203H242L244 206H242V205H240V204H238L239 203V201H237V200H235V201H237V202H235V204H233V208L231 209L232 211H234L235 210V208H236V211H234V212H236V214L239 212V214L240 215H242V216H240V217H238V216H236V218H238V219H241V222H239V220L238 219H236V220H234V219H231V216L232 217H234L233 215L235 214H232V212H231V210L230 209H228V207H227V203H225L226 204V206L225 205H223L222 204V202H223V200H222V202H218V203H221V204H216L217 205V207H215L216 205L215 204H213L214 203V201H215V198H214V201H212V198L213 197H207L206 196V194L209 196V193H207L206 192V189L209 191V190H211V188H212V190L213 191H216V187L215 186H217L218 187V189H220L219 191H221L223 194H225L226 192H224L225 190H226V187H227V193H234V195L232 196V195H229V194H227V196L228 197H226V194H225V197L226 198H228V199H230L231 197L233 198L234 196H235V194L237 195L238 194V192H236V191H234L233 192V190L231 189L230 191H229V189L230 188H232V187H234L233 189H236V187H238V184H240L241 186H242V184L240 183V181H242L243 182V185H246V183L247 182H251V180H249ZM188 180V181H187ZM227 180V181H226ZM229 180V181H228ZM259 180V181H258ZM195 181H196V183H198V184H200V185H198V184H196L195 183ZM181 182V183H180ZM191 182H193V183H195V185H194V188L195 187H198V190H197V188H195V190H192V188H193V183H191ZM203 182V183H202ZM204 182H205V184H204ZM228 182H229V185H228ZM183 183V184H182ZM188 183H191L192 184V188L190 189V186H189V184ZM224 183H226V184H224ZM174 184H175V186H177V187H175L174 186ZM181 184V185H180ZM185 184L186 185H188L189 187H187V186H185ZM209 184L211 185V188H209L210 186H209ZM230 184L232 185V187H230ZM203 185V188L201 187ZM206 185V186H205ZM212 185H214V186H212ZM220 185V186H219ZM222 185V186H221ZM179 186H180V188H179ZM209 186V187H208ZM240 186V187H241ZM253 186V185H252ZM261 186V187H260ZM175 187V188H174ZM184 187H187V188H189L188 190H189V192H187V193H182V191L184 192V191H186L185 189L186 188H184ZM199 187H201L200 189H201V191H204L203 193H205L204 195L205 196H202V194L203 193H200L201 191H200V189H199ZM207 187V188H206ZM223 187H225V190L223 191ZM257 187H258V190H257ZM182 188H184L183 190H182ZM205 188V189H204ZM252 188V190L254 189L253 187H251ZM169 189V190H168ZM173 189H174V193H175V195H173L172 197H170L172 194H174L173 193ZM217 189V190H218ZM168 190V191H167ZM181 190V191H180ZM187 190V191H188ZM192 191V192H191ZM199 193V195H198V193ZM219 191H217L218 193H219ZM262 191V192H261ZM180 192V193H179ZM210 192V191H209ZM194 193V194H193ZM196 193V194H195ZM211 193V192H210ZM222 193H220V196H221V194ZM201 194V195H200ZM183 195H182V198H183ZM192 195V196H191ZM194 195V196H193ZM217 195V194H216ZM222 196H224V195H222ZM178 197V196H177ZM180 197H181V195H180ZM179 197V198H180ZM203 197H204V199H203ZM224 197V198H225ZM196 198L198 199V201H196ZM210 198H211V200H210ZM217 198V197H216ZM232 198H231V201L229 202L230 203V205H231V203H233V201H232ZM235 198V197H234ZM233 198V199H234ZM254 198H256V200L254 199ZM175 199V200H174ZM178 199V198H177ZM218 199V198H217ZM185 200H187V199H185ZM204 200V201H203ZM180 201V200H179ZM190 201V202H191ZM202 201V202H201ZM211 201H212V203H211ZM228 201V200H227ZM255 201V202H254ZM183 202H185V201H183ZM190 202H189V204H190ZM208 202H209V204H208ZM217 202V200L215 201V203ZM179 203V202H178ZM177 203V204H178ZM191 203H193V202H191ZM202 203V204H201ZM224 203V202H223ZM257 203H259V204H257ZM180 204H182L181 202H180ZM212 204L214 205V206H212ZM176 205V204H175ZM188 204H186V202H185V206H187ZM191 206H192V204H190ZM189 205V206H190ZM207 206V209H206V206ZM219 205H221V206H224V207H222L221 208V206L219 207ZM229 205V207L231 208L232 206H230ZM234 205L236 206L235 208H234ZM205 206V207H204ZM209 206H212V207H209ZM240 206V207H239ZM246 206L248 207V208H246ZM250 206V207H249ZM181 207H183V206H181ZM205 208L206 210H207V212H204L203 213V211H206V210H203V208ZM208 207H209V209H208ZM216 208V210L214 211V210H212V208L213 209H215ZM242 207V208H241ZM177 208V207H176ZM180 208V207H179ZM193 208V207H192ZM191 208V209H192ZM202 208V209H201ZM223 208H225L224 210L226 211L225 213H227L226 215L225 214H221V213H224L223 212ZM250 208H252V209H250ZM260 209V210H259ZM179 210V209H178ZM186 210V209H185ZM195 210H196V208H195ZM202 210V211H201ZM210 210L211 211H213V214L212 215H215V217L213 216V218H215V220H217V221H219L218 219H220V216H218V215H225L224 217L225 218H227V220L228 221H226L225 219H222V222L221 221H219V223H222V225H219V224H214V225H216V226H214L212 223H218V222H215V221H213L212 219L213 218H211V216L209 215V217L211 218V220H212V222H211V224L213 225V227L212 226H210V224H209V226L211 227V230H210V228L208 229V228H206L205 226H207L206 224V220H207V218L208 219H210L208 216H207V214H208V212H209V214L210 213H212V212H210ZM219 210V211H218ZM222 210V211H221ZM237 210H239V211H237ZM242 210V211H241ZM244 210V211H243ZM254 210H256L257 212L255 213L256 215H254ZM181 211V210H180ZM188 211L189 212H191L192 213V215L194 216V217H192V215L189 217V215L191 214H189L188 213ZM245 211H246V213H245ZM143 212H145V211H143ZM196 212H198V213H196ZM214 212H215V214H214ZM241 212H242V214H241ZM182 213H183V211H182ZM187 213H188V215H187ZM200 213H201V215H200ZM202 213H203V215L204 216H206V218L204 217V216H202ZM207 213V214H206ZM259 213V214H258ZM181 214V213H180ZM217 214V215H216ZM230 214H232V215H230ZM238 214V215H239ZM244 214V215H243ZM143 215H144V213H143ZM142 215V216H143ZM173 215V214H172ZM179 215V214H178ZM183 215V214H182ZM258 215V216H257ZM145 216V215H144ZM181 216V215H180ZM202 216V221L200 220V217ZM219 218H218V217ZM221 216V217H222ZM262 216V217H261ZM146 217V216H145ZM182 217V216H181ZM180 217V218H181ZM183 217V218H184ZM261 217V218H260ZM183 218H181L182 220H183ZM186 218H190L189 219V222H188V219H186ZM203 218L205 219V221L203 220ZM143 219V218H142ZM146 219V218H145ZM145 219H143L142 221H144V223L143 222H141L140 223V225H142V224H145ZM220 219V220H221ZM224 220L226 221V222H228L227 224H226V222H224ZM172 221H173V223H172ZM199 221H200V224H198L199 223ZM204 221V222H203ZM235 221V223H233ZM238 221V222H237ZM261 221V222H260ZM183 224H181V223ZM208 222H209V220H208ZM193 223H195L194 225H196L197 226V228L199 229V227H200V231H198V230H196V226H193ZM199 225V227H198V225ZM202 223H206V224H203L202 225ZM233 223V224H232ZM239 223V225H237ZM150 224V223H149ZM191 224H192V227H191ZM232 224V225H231ZM168 225V229L170 228V230H171V227ZM190 225V226H189ZM200 225H202V230H201V226ZM205 225V226H204ZM145 227H147L148 225H144ZM151 226V224L149 225V227ZM180 226H182V227H180ZM219 226H221V227H219ZM224 226V227H223ZM230 226H232V227H230ZM235 226H237V227H235ZM241 226V227H240ZM144 227V228H145ZM148 227V228H149ZM187 227V228H186ZM204 227V228H203ZM215 227H217L216 229H215ZM234 227V228H233ZM195 228V229H194ZM214 228V229H213ZM231 228V229H230ZM241 228V229H240ZM187 229V230H186ZM189 229V230H188ZM205 229H206V231H205ZM208 229V230H207ZM219 229H221V230H219ZM233 229V230H232ZM238 229V230H237ZM259 229V230H258ZM146 230V229H145ZM148 230H150V229H148ZM172 230H174V229H172ZM171 230V232H173ZM182 230H181V237H183L184 235L182 234ZM195 230V231H194ZM219 231L220 233H221V235L223 236V238H225V237H227V238H230L231 236H233V238L234 237H236L237 238V242H236V240L234 239V242L233 243H236L235 245L236 246H234L235 247V249H237L236 251H237V253L239 254V255H241V257L240 258H238L239 257V255H236V256H238V257H234L233 256V254L234 253H232L233 252V250H231V252H228V253H225L224 255H217V254H215V253H210V251H209V247L208 246H206V239H208L209 238V235H212V233H213V231ZM244 230V231H243ZM144 231V230H143ZM151 231V230H150ZM155 231V230H154ZM169 231V230H168ZM176 231H179V230H176ZM185 231V232H184ZM216 231H215V233H216ZM230 231H236V234L235 233H231ZM147 232H149V231H147ZM152 233V235L153 236H151L150 235V233H149V235H148V237L146 236V235H144V237H145V240H144V237L143 236H141L142 237V242H144L145 244H148L149 243V246L147 245L146 246V248L144 247V250H152L153 252L152 253H149V255H152L153 253H155V255H161V259H163V256H162V254L161 253H159L158 254V251L159 252H162L161 251V248H165L164 247V245L167 247V245H169L170 244V242H167L168 244L166 245L165 243H163L162 241H159L158 242V240H160V239H158V240H156L157 238H155L154 237V235L155 234H153V229H152V231H151ZM175 232V231H174ZM195 232H198V233H195ZM203 232V233H202ZM210 232H212V233H210ZM218 232V233H219ZM232 234V235H230V233ZM199 233H201V234H203V236L200 234L199 235ZM208 233V234H207ZM220 233L219 234H216L217 235V237L219 236V238L221 239L222 238V236L220 235ZM226 233V234H225ZM237 233H239V234H237ZM172 234V236H173V233H171ZM177 234H180V233H178L177 232ZM196 234L198 235V236H196ZM205 234V235H204ZM207 234V235H206ZM175 235V234H174ZM183 235V236H182ZM191 235H193V236H191ZM238 235V236H237ZM151 236V237H150ZM200 236H201V238L202 239H200L199 241H198V239L197 238H200ZM206 236V237H205ZM208 236V237H207ZM225 236V237H224ZM229 236V237H228ZM135 237H137V235H135ZM152 237H154V238H152ZM174 237V236H173ZM195 237H196V241H195ZM246 237V238H245ZM138 238H139V240H140V236H138ZM150 240H149V239ZM222 238V239H223ZM233 238L231 237L230 238V240L229 239H227L226 240V238H225V240L228 242V240H229V242H228V244H231L232 242H230V241H233ZM154 239V240H153ZM192 239H193V241H192ZM205 239V240H204ZM224 240V242L226 243V241ZM149 241V242H148ZM155 241V242H154ZM157 241V242H156ZM189 241H191V242H189ZM198 241V242H197ZM204 243V246H202L203 245V243ZM141 242V244H140V246L142 247H139V249H143V246L145 245L144 243H142ZM195 242H197L196 244H195ZM151 243V244H150ZM159 243V244H158ZM161 243V244H160ZM162 243H163V245H162ZM191 244V245H188V244ZM199 243H202V244H199ZM232 243V244H233ZM144 244V245H143ZM154 245V246H153ZM161 245H162V247H161ZM195 245V246H194ZM234 245V244H233ZM233 245H231L232 247H233ZM245 245V246H244ZM158 246H160V247H158ZM199 246V247H198ZM202 246V247H201ZM240 247L239 248V251H238V247ZM150 247V248H149ZM154 247H155V249H154ZM198 247V248H197ZM207 247V248H206ZM233 247V248H234ZM175 248H177V247H175ZM186 248V249H185ZM202 248H203V250H202ZM138 249V248H137ZM136 249V252L139 250H137ZM159 249V250H158ZM178 249V248H177ZM192 249V250H191ZM196 249H199V250H196ZM206 249H208V250H206ZM232 249V248H231ZM242 249V250H241ZM245 249V250H244ZM180 250V249H179ZM186 250H190V253H189V251H186ZM193 250H196V252L195 251H193ZM192 251V252H191ZM202 251V252H201ZM209 251V252H208ZM235 251V250H234ZM241 251V252H240ZM164 252V251H163ZM169 252V254H167ZM170 252H171V254H170ZM181 250H180V253H183ZM188 252V253H187ZM206 252H208V253H206ZM179 253V252H178ZM192 253V254H191ZM203 253V254H202ZM206 253V254H205ZM210 253V254H209ZM139 254H145V252H143V250H142V252H140V253H136V255L135 256H140ZM174 254V253H173ZM190 254V255H189ZM201 254V255H200ZM213 254H215L214 256H213ZM165 255V254H164ZM186 255L184 256V258L183 259H185V257H186ZM191 255H192V258H191ZM198 255H199V257H198ZM235 255V254H234ZM146 256L147 255H145V256H143V259H144V257L146 258ZM158 256H156L158 259L160 258V256L158 257ZM197 256V257H196ZM201 256V257H200ZM206 256H208V257H206ZM220 256V257H219ZM224 256H225V258H224ZM229 256H231V257H229ZM255 256V257H254ZM147 257H150V256H147ZM181 259H180V258ZM210 257V258H209ZM211 257H213L212 259H211ZM218 257H219V259H218ZM221 257H223V258H221ZM229 257V258H228ZM250 257H252V258H250ZM154 258H155V256H154ZM154 258H153V260L151 259V257H150V263L149 264H155L154 262ZM163 259L162 260V262L163 261H165L166 262V259ZM179 258V259H178ZM200 258V259H199ZM206 258V259H205ZM220 258H221V260H222V262H221V260H220ZM236 258V259H235ZM247 258V259H246ZM156 259V258H155ZM187 259V258H186ZM191 259V260H190ZM197 259H198V261H197ZM202 259V260H201ZM224 259V260H223ZM242 259V260H241ZM146 260V259H145ZM144 260V261H145ZM148 260V259H147ZM210 260L212 261V262H210ZM249 260V261H248ZM151 261H154V262H151ZM159 261V260H158ZM157 261V263H159ZM254 261V262H253ZM145 262H147V261H145ZM180 262V263H179ZM217 262V263H216ZM236 262V263H235ZM166 263V264H167ZM218 263V264H219ZM225 263V264H226ZM161 264H164V262L163 263H161Z\"/></svg>",
	"mask_w": 264,
	"mask_h": 264
}]
</instances>
